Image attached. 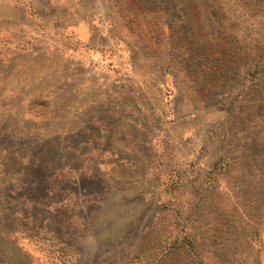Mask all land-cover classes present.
<instances>
[{
  "label": "rangeland",
  "instance_id": "1",
  "mask_svg": "<svg viewBox=\"0 0 264 264\" xmlns=\"http://www.w3.org/2000/svg\"><path fill=\"white\" fill-rule=\"evenodd\" d=\"M0 264H264V0H0Z\"/></svg>",
  "mask_w": 264,
  "mask_h": 264
},
{
  "label": "trees",
  "instance_id": "2",
  "mask_svg": "<svg viewBox=\"0 0 264 264\" xmlns=\"http://www.w3.org/2000/svg\"><path fill=\"white\" fill-rule=\"evenodd\" d=\"M253 152H257V151L254 149Z\"/></svg>",
  "mask_w": 264,
  "mask_h": 264
}]
</instances>
